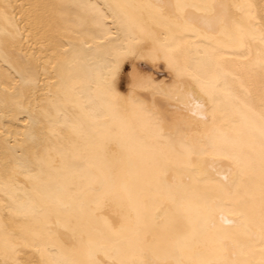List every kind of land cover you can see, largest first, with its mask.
Wrapping results in <instances>:
<instances>
[{"label": "bare ground", "instance_id": "1", "mask_svg": "<svg viewBox=\"0 0 264 264\" xmlns=\"http://www.w3.org/2000/svg\"><path fill=\"white\" fill-rule=\"evenodd\" d=\"M0 264H264V0H0Z\"/></svg>", "mask_w": 264, "mask_h": 264}, {"label": "rangeland", "instance_id": "2", "mask_svg": "<svg viewBox=\"0 0 264 264\" xmlns=\"http://www.w3.org/2000/svg\"><path fill=\"white\" fill-rule=\"evenodd\" d=\"M124 75H125V72H124V74H122V77H123V78L125 77Z\"/></svg>", "mask_w": 264, "mask_h": 264}]
</instances>
